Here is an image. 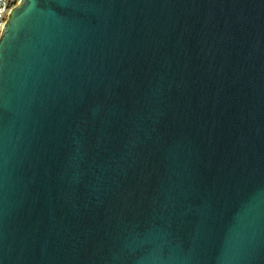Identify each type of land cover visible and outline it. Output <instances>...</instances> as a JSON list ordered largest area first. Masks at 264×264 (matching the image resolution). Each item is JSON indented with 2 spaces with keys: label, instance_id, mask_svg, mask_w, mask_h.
I'll list each match as a JSON object with an SVG mask.
<instances>
[{
  "label": "water",
  "instance_id": "95a60500",
  "mask_svg": "<svg viewBox=\"0 0 264 264\" xmlns=\"http://www.w3.org/2000/svg\"><path fill=\"white\" fill-rule=\"evenodd\" d=\"M0 264H264V0H20Z\"/></svg>",
  "mask_w": 264,
  "mask_h": 264
},
{
  "label": "built area",
  "instance_id": "2783aa9c",
  "mask_svg": "<svg viewBox=\"0 0 264 264\" xmlns=\"http://www.w3.org/2000/svg\"><path fill=\"white\" fill-rule=\"evenodd\" d=\"M20 0H0V35L6 24L8 16L19 4Z\"/></svg>",
  "mask_w": 264,
  "mask_h": 264
}]
</instances>
